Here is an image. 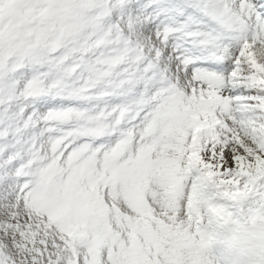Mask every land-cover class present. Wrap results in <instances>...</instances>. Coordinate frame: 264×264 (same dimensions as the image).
<instances>
[{
    "label": "snow or ice",
    "instance_id": "snow-or-ice-1",
    "mask_svg": "<svg viewBox=\"0 0 264 264\" xmlns=\"http://www.w3.org/2000/svg\"><path fill=\"white\" fill-rule=\"evenodd\" d=\"M0 264H264V0H0Z\"/></svg>",
    "mask_w": 264,
    "mask_h": 264
}]
</instances>
